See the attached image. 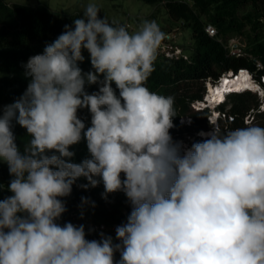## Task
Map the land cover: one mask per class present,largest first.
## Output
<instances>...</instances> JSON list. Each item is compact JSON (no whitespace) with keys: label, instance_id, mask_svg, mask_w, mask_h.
<instances>
[{"label":"clouds","instance_id":"obj_1","mask_svg":"<svg viewBox=\"0 0 264 264\" xmlns=\"http://www.w3.org/2000/svg\"><path fill=\"white\" fill-rule=\"evenodd\" d=\"M99 13L88 3L29 58L25 92L0 115V161L12 176V195L0 200V264H116L117 251L118 264H264V127L213 123L201 133L209 138L182 152L169 131L174 98L145 86L165 34L155 21L130 32ZM83 50L88 72L78 66ZM13 120L27 131L23 150ZM81 139L90 157L71 162ZM80 178L85 189L103 183L104 198L126 195L132 210L115 230L119 243L58 223L61 198Z\"/></svg>","mask_w":264,"mask_h":264},{"label":"trees","instance_id":"obj_2","mask_svg":"<svg viewBox=\"0 0 264 264\" xmlns=\"http://www.w3.org/2000/svg\"><path fill=\"white\" fill-rule=\"evenodd\" d=\"M149 5L164 4L170 17L182 22L190 30L194 45L190 56L186 59L157 56L145 86L152 92L174 98L175 116L173 127L169 130L174 142L181 140L184 134L195 137L200 131H208L211 125L208 121V109L195 110L192 103L203 99L205 81H218L223 74L243 69L252 70L257 78L264 75V70H258L254 60L249 57H232L224 48L219 38L228 40L232 35L243 34L249 29L247 53L258 59L264 66V0H139ZM79 15H68L53 10L47 2L37 5L24 3H8L0 0V115L3 108L14 103L25 92L30 77L25 76V67L30 57L43 54L47 44L52 43L65 31V25L73 26V20ZM215 27L217 37L210 36L207 27ZM84 56L79 67L83 72L92 70L90 57ZM235 77L233 74L231 75ZM98 85H91L86 91L91 94L98 91ZM115 89V85L113 84ZM117 95H119L118 90ZM228 114L231 120L222 122V131L250 126L245 124V118L251 110H257L259 97L251 92H239L230 95ZM227 105L223 106L225 111ZM78 117L84 122L85 128L91 126V114L86 108L78 110ZM189 117L191 125L182 123L181 119ZM264 127V111L257 112L255 121L251 124ZM12 131L16 137L17 146L23 150L28 134L15 120L12 121ZM203 139L195 138L194 143ZM75 155L71 162L80 163L89 158L86 139L70 146ZM123 178V174H122ZM12 179L8 165L0 163V200L12 193L8 185ZM87 184L84 178L78 179L72 186L71 194L61 198L66 211L58 223L77 225L83 220L100 221L101 224L112 226L125 224L132 210L131 205L122 191L104 193L103 183H100L99 200L93 206L81 204V198L90 199L91 191L80 185ZM83 214V215H82ZM98 225V224H97ZM86 231V238L93 240L98 237L91 231ZM88 233V234H87ZM91 233V234H89Z\"/></svg>","mask_w":264,"mask_h":264},{"label":"rangeland","instance_id":"obj_3","mask_svg":"<svg viewBox=\"0 0 264 264\" xmlns=\"http://www.w3.org/2000/svg\"><path fill=\"white\" fill-rule=\"evenodd\" d=\"M41 2H47L55 11L63 12L68 15H79L81 18L83 17V11L86 5L88 3H95L100 9V13L98 14L100 18L106 17L109 22L115 21L120 25L126 26L129 24L131 26V28L128 29L130 32L138 30L139 25L145 20L155 21L165 35L169 32H176V42L170 45L177 47L175 48V53H178L181 57L184 56L188 58L194 45V39L190 30L185 28L182 22H177L172 19L163 3L149 5L139 0H8V3L10 4L24 3L37 5ZM248 32L249 29H247L244 35L241 33L232 35L230 39H238L239 43L246 50L249 47ZM163 41L158 48L157 56L162 55L164 47L165 49H169L168 46L162 44ZM82 55L90 57L87 50H83ZM90 86L91 85H86V89ZM185 122L187 125L189 124L187 118L185 119ZM210 131L211 130L205 132ZM178 141L177 143L183 146V148H187L186 146H188V144H194V137L184 134L181 138L182 142ZM0 163L5 162L0 161ZM89 190L91 191V196L87 205L93 206V203L99 200V195L102 189H100V186L98 185L94 188L90 187ZM97 224H101L100 221L83 220L78 226L83 225L87 231H90L93 230Z\"/></svg>","mask_w":264,"mask_h":264},{"label":"built area","instance_id":"obj_4","mask_svg":"<svg viewBox=\"0 0 264 264\" xmlns=\"http://www.w3.org/2000/svg\"><path fill=\"white\" fill-rule=\"evenodd\" d=\"M127 29H130L131 26L128 24L126 25ZM207 33L212 36V37H217L218 36V31L215 27L209 26L206 29ZM176 32H169L165 35V39L163 41V45L168 46L169 49H165L164 47V51H162V56H165L167 58H180L181 56L178 53H175V48L173 45L170 44H174L176 42ZM219 41L223 44L224 48L226 49V51L228 52L229 56L232 57H249L250 59L254 60L255 64L257 65V69L258 70H264V66L263 64L256 59L255 57H253L251 54L247 53L246 50L243 48V46L239 43L238 39L236 38H232V39H228V40H224L222 38H219ZM187 59V57H185ZM242 72H245L248 77L250 78L251 82L257 85V88H260V90H256V91H252L249 88H247L244 92L246 91H251L254 92L255 94H257V96L259 97L260 100V105L258 107L257 110H251L249 115L245 118V124L246 125H251L254 121H255V115L257 112H262L264 111V75H262V77L259 79L256 77L255 73L250 70V69H243L238 71L237 73H235L234 71H229L225 74L222 75V77L218 80V81H213L212 79H208L205 81V94L202 100L200 101H195L194 103H192V108L195 110H204V109H208L210 116L208 117V121L210 119V125L215 123L217 126H221L222 122H225L226 120H231V116L228 114V110L231 108V106L229 105L230 102V95H232L233 93H239L237 91H234L233 93H227L223 96V99H219L218 102L215 103V105H211L208 101V95H209V85L211 84L214 87H218L219 85L222 84V80L224 77L226 76H231L232 74L235 75V78L238 77V75ZM227 105L225 111L223 110V106ZM189 120V124L191 125V119L189 117H186ZM186 118H182L181 122L182 123H186L185 119ZM212 132L213 131V127L211 125V129ZM209 131V130H208ZM201 133H205V131H200L199 133H196L195 138H199L200 140L203 139H207V137H205L204 135H201ZM208 133V132H206ZM181 140H179L178 142H180ZM182 142V141H181ZM193 145V144H192ZM191 144H188L187 148H183L182 146V152L184 150L190 149ZM121 224H114L112 226H107L105 224H98L95 226V228L92 230L91 233L97 235L98 237L94 238L93 240H99L101 237V233L103 234H111L113 236L116 237V228L117 226H120Z\"/></svg>","mask_w":264,"mask_h":264},{"label":"bare ground","instance_id":"obj_5","mask_svg":"<svg viewBox=\"0 0 264 264\" xmlns=\"http://www.w3.org/2000/svg\"><path fill=\"white\" fill-rule=\"evenodd\" d=\"M229 77L232 76L224 77L222 80V84L219 85L218 87H214L211 84L208 86L209 87L208 101L211 105H215V103L218 102L219 99L220 100L223 99V96L227 93H233L234 91L244 92L247 88H249L252 91L260 90V88H257L256 84L251 82L250 78L245 72L240 73L237 78L235 77L229 78ZM245 85L248 86L245 87ZM237 89L240 90L238 91ZM208 133L205 132V134ZM204 136L209 138L207 135Z\"/></svg>","mask_w":264,"mask_h":264},{"label":"water","instance_id":"obj_6","mask_svg":"<svg viewBox=\"0 0 264 264\" xmlns=\"http://www.w3.org/2000/svg\"><path fill=\"white\" fill-rule=\"evenodd\" d=\"M104 235H105V236H111L112 239H113V243H114V244H115V243H119V241L116 239L115 236H113V235H111V234H104ZM100 239H101V237H100ZM100 239H99V240H100ZM120 259H121L120 252L117 251V252L114 254V261L116 262V264H118V262L120 261Z\"/></svg>","mask_w":264,"mask_h":264},{"label":"snow or ice","instance_id":"obj_7","mask_svg":"<svg viewBox=\"0 0 264 264\" xmlns=\"http://www.w3.org/2000/svg\"><path fill=\"white\" fill-rule=\"evenodd\" d=\"M248 85H245V87H247ZM238 91L240 90V89H237Z\"/></svg>","mask_w":264,"mask_h":264}]
</instances>
